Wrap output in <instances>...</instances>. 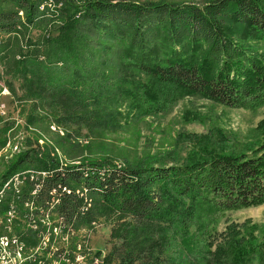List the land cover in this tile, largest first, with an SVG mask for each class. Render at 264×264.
Wrapping results in <instances>:
<instances>
[{
  "label": "trees",
  "instance_id": "1",
  "mask_svg": "<svg viewBox=\"0 0 264 264\" xmlns=\"http://www.w3.org/2000/svg\"><path fill=\"white\" fill-rule=\"evenodd\" d=\"M56 1L64 3L67 21L44 45V59L28 52L16 60L10 43L0 41V71L3 63L23 82V99L32 103L30 124L43 111L50 121L91 122L95 132L116 129L124 118L167 113L190 95L235 109L264 107V0ZM41 6L38 0H0V34L42 21ZM9 129H0V147ZM210 130L199 135L198 149L184 162L170 165L119 166L108 159L62 166L56 154L41 151L52 165L41 161L35 172L47 175L28 182L31 189L40 185L37 195L7 191L0 205L5 212L16 196L20 217L31 202L27 212L34 211L36 220L55 213L76 228L90 222L99 206L119 219L133 218L119 236L135 243L119 264H136L137 252L149 244L141 235L154 244L144 250L166 257L143 264H264V225L260 237L237 227L217 229L226 212L264 205V118L252 147L234 143L214 125ZM39 152H20L3 173L1 189Z\"/></svg>",
  "mask_w": 264,
  "mask_h": 264
},
{
  "label": "rangeland",
  "instance_id": "2",
  "mask_svg": "<svg viewBox=\"0 0 264 264\" xmlns=\"http://www.w3.org/2000/svg\"><path fill=\"white\" fill-rule=\"evenodd\" d=\"M38 1L45 12L42 21L32 25L27 23L12 34H0V41L9 42L13 47L16 60L24 59L28 52H37L39 57L44 59L43 55L46 52L44 45L60 34L61 27L67 21L64 3H57L56 0ZM113 1L138 3L166 1L203 5L209 0ZM7 7L14 8L13 5ZM19 15L22 20L25 19L22 10L19 11ZM22 83L21 79L8 74L2 63L0 129L5 126L10 129L6 133V144L0 147V189L3 184V173L8 170L20 152L28 148L40 152L38 157L33 156V165L6 181L0 190V204L8 199L7 191L18 194L28 190L30 197L37 195L40 185L35 188L32 186L31 189L28 182L47 175L46 171L35 172L41 161L46 160L48 165H52L50 159L41 156V151L56 154L62 166L110 159L119 166L132 162L170 165L184 162L192 151H196L199 135L212 132L210 130L212 125L228 132L234 143L252 147L258 138V133L254 129L264 118V107L255 111L235 109L198 95H190L180 98L167 113L150 115L139 120L124 118L121 127L116 129L95 132L91 122L84 124L80 121L77 123L50 121L44 116L43 111H38L37 121L30 124L27 116L31 112L32 103L23 99ZM14 198L9 204L4 203L9 205L5 212L0 205V264H119L130 250L132 238L126 241L119 233L125 223L128 221L134 223L133 218L119 219L109 208L104 211L99 206L90 222L76 228L72 223L65 224L55 213L52 215L53 220L49 218L50 213L45 215L47 219L36 220L34 211L32 214L30 211L27 212V208L33 209L31 202L25 204L26 211L21 218L17 212L20 204H15ZM85 201L86 206L90 207L92 198ZM50 225L53 231L52 227L49 228ZM260 225H264V205L226 212L220 218L217 229L225 232L229 227H237L242 233L253 231L260 237ZM113 231H116L117 235H113ZM30 239L38 240L37 246H32L33 242ZM139 239L149 244L143 245L144 248L137 252L136 264L154 260L155 257L166 259L165 256H155L156 254L152 256L151 249L144 250L147 245L149 248L154 247L151 237L141 235Z\"/></svg>",
  "mask_w": 264,
  "mask_h": 264
}]
</instances>
